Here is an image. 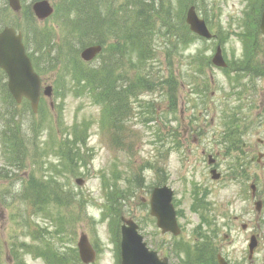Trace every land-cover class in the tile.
Listing matches in <instances>:
<instances>
[{"label": "rangeland", "instance_id": "374dc122", "mask_svg": "<svg viewBox=\"0 0 264 264\" xmlns=\"http://www.w3.org/2000/svg\"><path fill=\"white\" fill-rule=\"evenodd\" d=\"M140 1L138 5L151 7L147 21L154 33L152 58L141 64L136 49L119 57L112 40L106 47L108 64L111 56L118 61L113 75L120 85L130 83L135 91L141 82L137 71L148 75L147 85H152L142 86L130 99L127 118L119 114L115 126H109L102 121V107L70 82L72 65L49 66L47 61L39 76L43 87H52V97L41 96L33 119L17 107L23 138L19 169L10 168V153L3 146L0 154V264H82L74 257L82 235L96 253L92 264H117L113 233L118 241L120 217L135 222L148 248L161 257L181 252L178 257L183 259L186 252L198 255L209 246L228 264H264V158L255 161L264 155V38L259 32L249 64L244 63L241 37L255 31L256 20L259 27L263 4L255 16L250 0ZM31 2L22 0V5ZM49 2L55 14L44 21L34 19L32 25L46 31L57 49L66 30L58 21V0ZM110 2L113 13L121 12V3H130ZM4 3L0 0V6ZM190 6L205 20L213 40L188 36L184 19ZM3 16L7 23L23 20L22 13L9 8ZM179 39L183 42L173 48ZM89 46H73L77 57ZM216 46L229 70L205 64ZM100 61L93 60L89 68ZM244 72H252L254 81L242 79ZM168 92L176 97L175 109ZM118 103L122 106L123 101ZM228 128L236 129L245 145L243 154L229 150L223 139ZM82 136L84 144L71 143ZM208 155L215 160L210 168ZM212 168L220 175L217 181L209 175ZM162 184L173 190L181 229L177 237L161 235L149 215L150 192ZM192 189L201 196L196 214L190 211ZM258 200L263 207L256 214ZM252 235L257 246L248 259ZM189 263L194 264L192 257Z\"/></svg>", "mask_w": 264, "mask_h": 264}, {"label": "trees", "instance_id": "16d2710c", "mask_svg": "<svg viewBox=\"0 0 264 264\" xmlns=\"http://www.w3.org/2000/svg\"><path fill=\"white\" fill-rule=\"evenodd\" d=\"M109 2L110 0H58L57 14H59L61 22L63 21L66 35L61 44L57 46V49L52 48L54 43L46 31L33 27L32 23L34 17L30 11V6L24 7L22 11L23 20L21 24H18L13 22L7 23L5 21L7 16H5V18L4 16L1 17L3 12H5V14L7 13L8 9L6 3L1 5L0 29L6 22L7 25L22 32L28 56L32 61L34 69L38 73H43L44 69L42 63L44 61H47L49 66H55L56 63L60 65L71 64V72H75V75H70V82L76 90H84L95 104L102 107L104 113L102 121H104L106 114L109 119V124H111L110 121L112 118H116L117 114H123V116L126 117V114L129 113L128 100L133 95L134 87L130 83L119 84L121 83L119 82L120 78L117 79L116 76L113 75L116 73L119 64L114 56H111L112 61L108 64L109 52H106L107 48L104 54L99 56L101 61L97 67L93 68H89L88 64L79 60L76 52H74V48H83L91 44H102L107 47V42L112 40L113 42L111 44L113 51L117 56L124 57L136 49L141 59L140 63L142 64L152 58V38L154 33L147 21L151 10V7L147 4L138 5L142 3L140 0H128V2H130L129 4L121 3V12L117 11L113 13L112 3ZM261 2L262 0H259L257 4H253L251 0L249 2L250 10L254 12L255 16H257L260 11ZM195 4L197 5L196 2ZM257 8L258 10H256ZM154 11H156V9H154ZM255 26V31H252L250 34L249 31H247L241 35V37L244 38V58L247 60L244 63L248 62L251 64V60L258 46L257 42L260 34L257 20ZM187 33L189 37L196 38L189 32ZM176 36L178 37V35H175V38ZM182 42L183 40L179 39L176 41L173 48H176V46ZM42 54H44L43 56H45V58L41 62L43 57ZM107 64L109 67H107ZM205 64L210 65L208 60L205 61ZM234 71L243 72V70L238 69ZM137 74H139L141 81L138 85H141V88L142 86L147 89L151 88L152 85H147L148 82H146V77L148 75L143 74L141 71H137ZM244 74L246 75H243L242 79L248 78L250 81H253L254 77L252 72H244ZM171 78L173 79V77ZM4 80L5 77L0 71V154L3 150L10 153V168L19 169L23 159V138L18 134L22 127L17 112V107L20 105H16L7 93ZM164 83L166 84L165 81ZM252 83L254 84V82ZM169 87L170 85L168 84V88ZM171 90L176 92V83L174 79L173 88H171ZM173 97L174 95L171 93L169 98L173 99L171 102L172 104L175 100ZM120 100L123 101L122 106L118 103ZM21 106L22 115L25 117L30 116L31 119H33L34 116L27 102H23ZM71 143L84 144V137H80L79 140L75 138ZM2 146L3 150H1ZM12 186L13 185H11V187ZM25 192L26 191H22L20 195L25 194ZM15 196L16 194L14 197ZM36 206L39 207V204L36 203ZM211 254L214 255V252H211L208 246V249L205 252L201 251L196 255V258L201 257V259H206L207 261L211 259V264H214L213 255ZM74 257L77 258L76 252Z\"/></svg>", "mask_w": 264, "mask_h": 264}, {"label": "water", "instance_id": "95a60500", "mask_svg": "<svg viewBox=\"0 0 264 264\" xmlns=\"http://www.w3.org/2000/svg\"><path fill=\"white\" fill-rule=\"evenodd\" d=\"M7 3L12 11L18 12L20 10L19 0H7ZM31 9L38 20H44L52 14V8L45 0L35 2ZM185 23L193 34L206 40L212 38L204 21L198 18L194 7H190L187 10ZM259 30L264 38V1ZM100 51V46L88 47L80 53V58L88 62ZM211 63L215 67L225 68L226 65L222 59L219 47L216 48ZM0 69L3 70L7 77V88L15 102L20 103L22 98L28 100L32 111L35 113L40 95V81L25 55L21 34L8 27L0 31ZM43 95L50 97L51 88H44ZM212 177L217 179L218 175ZM170 198L171 192L166 188L153 191L150 198V215L156 218L157 226L162 229V233L169 231L173 235H177L178 228L170 205ZM255 207L259 211L260 204L256 203ZM242 227L244 229V226ZM136 230L137 226L131 221H124V225L120 229L121 264H166V260L159 261L155 253L149 252L145 248V244L142 243V237L137 234ZM255 246V239L251 237L249 244L250 255ZM77 250L79 258L84 264L93 262L94 253L84 235L77 243ZM217 259L220 264H225L220 257Z\"/></svg>", "mask_w": 264, "mask_h": 264}, {"label": "flooded vegetation", "instance_id": "af4514ba", "mask_svg": "<svg viewBox=\"0 0 264 264\" xmlns=\"http://www.w3.org/2000/svg\"><path fill=\"white\" fill-rule=\"evenodd\" d=\"M244 146L245 145H243V148H244ZM244 150V149H243ZM245 151V150H244ZM248 150H246V152H247ZM174 250V249H173ZM181 254V252H179L178 253V256ZM177 255H176V253H173L172 252V254H170L169 255V257H166L167 258V261H168V263L169 264H188L189 262H188V260L186 259V255L185 254H183V259H179V257H178ZM217 256L218 255H215V263L217 264V261H216V259H217ZM199 261L202 263V262H205L203 259H199Z\"/></svg>", "mask_w": 264, "mask_h": 264}]
</instances>
